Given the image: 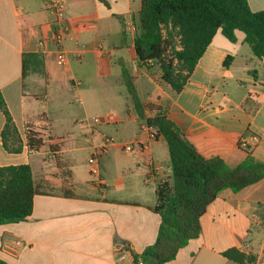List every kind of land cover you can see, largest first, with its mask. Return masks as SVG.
I'll use <instances>...</instances> for the list:
<instances>
[{"label": "crops", "instance_id": "obj_1", "mask_svg": "<svg viewBox=\"0 0 264 264\" xmlns=\"http://www.w3.org/2000/svg\"><path fill=\"white\" fill-rule=\"evenodd\" d=\"M141 1L62 0L69 62L59 69L48 41L54 17L45 0H0V94L23 144L20 153L9 154L0 138V167L28 165L37 188L31 215L0 225L3 263L132 264L131 253L155 242L154 171L162 168L170 181L169 156L164 140H154L131 110L122 69L134 79L140 102L165 110L200 156L230 168L247 157L264 165V59L253 56L242 32L230 42L218 30L175 93L151 77L159 76L158 66L137 64ZM246 1L251 12L264 11V0ZM31 56L43 76H32L33 58L25 59ZM118 98L123 104L107 110V101ZM107 116L114 125L104 123ZM95 117L100 125L83 122ZM3 126L0 113V134ZM27 129L39 135V152L27 149ZM106 139L112 144L104 147ZM123 144H132L133 152L122 151ZM93 154L99 184L89 176ZM200 226L199 236L165 264H235L222 256L232 248L253 257L252 264L264 259V177L238 192L222 191ZM115 240L127 243L130 253L115 256Z\"/></svg>", "mask_w": 264, "mask_h": 264}, {"label": "trees", "instance_id": "obj_2", "mask_svg": "<svg viewBox=\"0 0 264 264\" xmlns=\"http://www.w3.org/2000/svg\"><path fill=\"white\" fill-rule=\"evenodd\" d=\"M162 27L166 29V39H162ZM218 30L230 42L235 41L236 31L242 32L253 56L264 59V11L251 12L246 0H142L134 38L137 64L144 67L149 62L158 64L159 76L151 74V77L179 93ZM172 31L176 32L181 50L167 57ZM28 58L34 57L25 59ZM175 62L181 64L184 75L174 71ZM229 62L230 58H226L223 65L226 67ZM121 73L131 110L153 131L154 140H164L171 170L170 181L160 183L155 191L152 212L160 218L156 240L140 254L131 253L132 264H165L199 236L200 219L207 206L226 189L238 192L260 181L264 165L247 157L230 168L219 158H203L167 118L165 110L140 102L134 79L125 69ZM146 112L153 113L152 117H146ZM0 113L4 118L2 148L9 154H18L23 144L1 94ZM26 147L34 152L43 148L39 135L29 129ZM49 150L55 154L56 143L50 141ZM36 194L28 165L0 167V225L25 221L31 215ZM119 242L129 249L127 243ZM222 256L235 264H252L255 260L233 248Z\"/></svg>", "mask_w": 264, "mask_h": 264}, {"label": "built area", "instance_id": "obj_3", "mask_svg": "<svg viewBox=\"0 0 264 264\" xmlns=\"http://www.w3.org/2000/svg\"><path fill=\"white\" fill-rule=\"evenodd\" d=\"M45 3L47 6V9L52 13L54 17V23L52 24V28H53L52 37L48 41L50 42V45L52 46V54L54 55L55 65L57 68L62 69L65 66H67L69 62V56L64 49V43L69 36V29L67 25L65 24V21L62 17L63 2L62 0H45ZM170 29L171 28L168 27V31H171ZM164 33H167V32H166V29L162 27V30H161L162 39H166L164 37ZM102 52H103L102 48H97V53H102ZM43 53L44 55H47L49 52H47L46 50H43ZM149 64H152V62H149ZM83 122L89 124L92 127V126L100 125L101 119L95 117L89 121L84 120ZM104 123L106 125H114L115 121L113 117L107 116L104 119ZM105 142L106 143L104 147L112 144L111 140L109 139H106ZM241 146L245 147V144L242 143ZM120 147L122 151L126 153H132L134 150V146L132 144H123ZM88 164L90 166L89 176L94 179L95 184H99L100 182L99 181V167H98V161H97L96 154H93L91 157H89ZM154 172H155V176L159 179V184L167 182L165 174L162 171V168L157 167ZM113 253L115 256L120 257L121 255L125 253H129V249L123 243L116 241L113 244ZM137 264H141V263L138 262ZM255 264H264V259L258 260Z\"/></svg>", "mask_w": 264, "mask_h": 264}, {"label": "rangeland", "instance_id": "obj_4", "mask_svg": "<svg viewBox=\"0 0 264 264\" xmlns=\"http://www.w3.org/2000/svg\"><path fill=\"white\" fill-rule=\"evenodd\" d=\"M172 40H170V44H168V50H167V54L166 56L168 57L173 51H180L181 50V46L179 44V39L176 36V32L172 31ZM164 37L166 38V33H164ZM169 41V40H168ZM32 76H37V77H41L43 76V73L41 71V65L39 64V62H37L36 59L33 58V64H32ZM155 66H158V64H155ZM174 71L178 74L184 75L183 70H182V66L181 64L175 62L174 63ZM32 83H37L36 81H32ZM34 84H32L33 88ZM123 103H121V99L118 98L117 101L115 103H111L107 101V110L111 107V106H117L120 107Z\"/></svg>", "mask_w": 264, "mask_h": 264}]
</instances>
